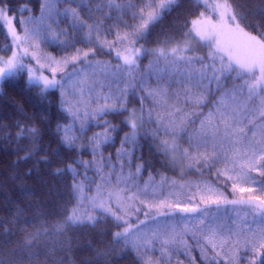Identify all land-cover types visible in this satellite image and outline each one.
Returning <instances> with one entry per match:
<instances>
[{"label":"snow or ice","instance_id":"obj_1","mask_svg":"<svg viewBox=\"0 0 264 264\" xmlns=\"http://www.w3.org/2000/svg\"><path fill=\"white\" fill-rule=\"evenodd\" d=\"M199 2L211 15L201 12L199 17L190 22L191 28L185 34L186 38L183 41L171 47L157 48L156 53L165 58L171 55L175 60L186 61L188 64L199 62L201 67L196 69L197 82L203 83L206 80L207 84L204 87L214 83L217 89L225 88V82L229 79L238 80L240 83L234 84L232 89L221 97L215 112L210 111L200 121L197 135L189 137V147L194 149L192 152L189 148H182L177 144L174 136L171 139L167 138L175 129L183 126L187 114L177 121L176 113L181 109L174 106H169L173 110L167 113L169 119L166 121L163 115L157 114V121L162 125L165 136L160 139L157 147L173 161L183 157L189 162V167L200 165L202 168H215L218 179L230 186V193L226 194L221 188L203 182L202 185L195 186L196 193L189 195L188 202L181 205L178 192L168 194V197L176 196L175 200L157 196L167 179L164 176H161L160 181L151 189L150 180L143 187L137 186L136 191L133 192L129 181L135 186L134 174L130 172L127 176L122 175L124 159H120L121 173L117 174L115 184L111 183V171L104 173L101 176L102 182L95 183L94 188L86 185L83 180L73 179L70 185L72 202L64 208L62 219L55 226L57 232H63L69 226L96 227L107 215L117 222H123V230L113 234L114 240L121 246V251L128 248L134 250L140 264H160L159 259H153L150 255L155 247L154 240L159 239L161 254L164 255L168 251L166 245L176 243L178 235L189 232L193 237L198 236L199 240L203 241L200 248L207 264H240L241 250L254 256L248 264H255L256 260L264 264V31H261L259 25L242 23L247 20V16L238 10L239 5L233 0H211V2L199 0ZM179 5L180 0H142V5L129 2L127 7L136 9L133 16L134 18L138 16L140 23L131 31L123 33L115 31L114 39L111 41L107 39L103 21L88 23L80 16L79 6L65 8L64 14L72 19L74 30L83 31L89 42L95 39L101 47L116 50V56L122 61L116 67L124 69L125 75L132 79L133 70L138 67V57L141 54V48L137 47L138 40L144 37L150 24L160 21L166 13ZM107 7L110 10L115 8L118 12L123 11V5L118 0H107ZM54 8L55 5L50 0H45L42 11L47 10V17L42 15L39 18L28 17L19 20L23 26L21 35L14 24L16 17H10L7 14L8 10L0 7V28L6 26L11 44L15 48L10 56L6 58L0 56V83L26 70L29 84L38 87L42 97L49 89L58 88L63 97V110L73 118V124L57 125L59 138L68 147L78 146L79 136L73 131V125L77 121H80L79 127L83 130L86 117L96 118L109 111L127 110L129 115L126 122L132 131L126 133L125 139L121 141L118 157L130 161L132 150L138 143L137 130L144 124L143 107L139 114L136 109H127L128 86L120 88L118 73L110 71L107 65L100 66V62L94 64L89 59V55L95 53L94 48L88 51L76 49L74 54L61 59L49 54H41V40L48 33L55 35L52 32V24L56 22L53 16ZM100 9L101 5L98 4L97 11ZM257 14L264 15V8L259 9ZM213 15L216 19L212 18ZM105 17L110 18V12L105 13ZM29 24L32 26L29 27ZM114 27L110 26L108 31L111 32ZM249 27H255L257 34L249 31ZM194 39L207 47L205 56L187 55L192 50L191 41ZM25 57L34 60L38 67L25 63ZM69 64L74 65L71 72L67 71ZM77 64L81 66L75 67ZM84 65L88 66L87 69L83 67ZM44 69L50 72L51 78L44 74ZM89 70L91 75L100 73L117 81L115 89L112 84L107 86L111 96H102L103 103L98 102L91 113L87 110V106L92 101L84 99L85 85L89 97L95 91L94 84L89 82ZM58 73L63 74L59 79H57ZM185 74L189 79L192 78L191 72ZM103 87L101 85V90ZM238 92L246 93L249 102L253 99L258 101L256 115H248L245 112L247 104L238 106L228 103L225 99L228 97L235 101ZM166 93L167 89L163 90V94L156 90H148V96L159 97L157 102L163 104H167ZM200 102V97L194 101L197 104ZM151 115L149 111V118ZM17 127L19 128L17 138L26 137L30 142L23 149L25 155L21 159H29L40 147L41 130L35 124L27 125L22 121L17 122ZM153 135L159 136V130ZM110 138L108 129H105L104 133L94 134L91 139L93 150H98L100 145ZM224 145L229 147L225 148ZM41 160L48 162V157L43 156ZM82 163L87 165L88 162L82 161ZM142 167L143 165L139 164L136 166V174H139ZM67 170L75 175L76 169L73 165H68ZM97 170H103L102 161ZM64 172L65 169H54V174L58 176L63 175ZM121 184L124 186L122 187ZM183 187L184 185H181V188ZM150 194L151 200L148 199ZM197 196L198 201L193 204ZM136 201L147 208L144 212L145 217L153 220L158 217L175 216L177 211L191 215L180 221L181 233L176 231V223H165L163 235L159 227L150 233L134 232L133 229H139V225L131 224L126 217L132 214L129 209L140 211L135 207ZM228 205L233 206V211L238 217L241 211L247 210L243 219L246 220L251 215L256 227L249 226L247 232L240 227L233 230L220 223L217 216L210 217L207 211L212 206L219 210ZM197 213L199 215H195ZM139 223L144 224L145 221L141 220ZM26 242L31 244L32 240L27 239Z\"/></svg>","mask_w":264,"mask_h":264},{"label":"trees","instance_id":"obj_2","mask_svg":"<svg viewBox=\"0 0 264 264\" xmlns=\"http://www.w3.org/2000/svg\"><path fill=\"white\" fill-rule=\"evenodd\" d=\"M50 2L55 5L53 16L56 22L52 24V32L55 35L48 33L41 40V53L61 59L74 54L76 49L88 51L94 48L95 53L90 54L89 59L94 64L100 62V66L107 65L108 62L109 70L116 72L115 68L119 65L116 61L120 59L112 58L115 50L101 47L95 39L89 42L83 31L74 30L72 19L64 14V9L79 6L80 16L90 24L102 20L107 39L111 41L114 39L115 31L121 33L131 31L140 23L139 17L133 16L136 9L128 8L127 5L129 2L142 5V0H118L123 5L122 12H118L115 8L110 10L107 7V0H50ZM233 2L239 5L238 10L247 16V20L242 23L259 25L261 31H264V15L257 14L259 9L264 8V0H233ZM44 3L45 0H0V7H5L10 17H16L14 24L21 34L23 26L19 20L28 17L39 18L42 15L47 17V10L42 11ZM98 4L101 5L99 11H97ZM109 12L110 18H106L105 13ZM201 12L211 15L199 0H180L179 7L166 13L160 21L150 24L144 37L138 40L137 47L141 48V54L138 57V67L133 70L134 78H128L124 69L117 68L119 76L130 81V87L127 89V109H136L138 114L142 107L144 110V124L137 130L138 143L132 150L131 160L127 159L123 163L125 169L123 174L131 172L137 175L140 181L145 182L164 176L167 180L183 185L186 181L198 179L197 172L199 175L203 173L199 169L195 173L190 171L182 176L186 171L184 167L189 162L183 157H178L182 163L175 165L169 156L158 149L160 139L165 136L162 125L157 121V114L163 115L165 121L168 120L167 113L173 110L169 106L181 109L176 113L177 121L187 114L183 126L175 129L167 138L171 139L174 136L177 144L182 148H189L192 152L194 149L189 147V137L197 135L200 121L210 111L215 112L221 97L240 81L229 79L225 82L226 87L221 89H217L214 83L203 87L207 84L206 80L203 83L197 82L196 69L201 67L199 62L188 64L186 61L175 60L171 55L163 60L155 51L157 48L171 47L183 41L186 38L185 34L191 28L190 22L199 17ZM212 18L216 19L214 15ZM126 25L128 27H125ZM110 26H115L111 32L108 31ZM248 30L257 34L255 27H249ZM11 49H14L11 37L4 26L0 28V56L5 58L10 56ZM207 51V47H202L200 51L190 52L187 55L205 56ZM168 61H173L176 65L171 67L175 68V71L160 66ZM157 63L159 66L156 65ZM75 66L79 68L81 65ZM83 67L87 69L88 66ZM154 68L162 72L158 74ZM70 69L69 67L67 70ZM189 69L192 73L191 79L183 72ZM94 76L89 70V82H93L95 91L89 97L86 89L84 99L92 101L87 107L96 108L98 102L103 103L102 96L109 92L107 86L112 84L115 89L117 81L104 79L103 82H96ZM194 82L199 85L194 87ZM118 83L120 88L125 87L122 79L118 80ZM101 85L104 86L103 90ZM187 87L191 91L184 90ZM164 89H167V104L158 103L159 97L154 98L147 94L148 90H156L163 94ZM197 97L201 98L199 104L194 103ZM225 99L228 103L238 106L247 104L245 112L248 115H252L250 111L256 112L255 106L258 101L256 99L247 101L246 93L238 92L235 101L228 97ZM62 100L58 88L49 89L42 97L39 88L29 84L26 72L18 73L0 85V262L2 264H140L134 250L128 248L121 251V246L114 240L113 234L122 231L124 225L122 221L117 222L111 216L105 215L96 227L69 226L63 232L56 231L55 226L62 219L64 208L72 202L70 185L73 179L83 180L86 185L92 187L95 183H100L99 174L96 173L97 165L99 167L102 161L103 170L107 171V164H113L117 160L125 134L132 131L126 122L129 115L127 110L109 111L87 122L84 121L85 127L79 131V134L74 132L81 136L77 141L78 146H65L59 138L57 125L73 124V118L63 110ZM152 110L154 112H151L149 118L148 113ZM20 121L27 125L35 124L41 130L40 147L29 159H21L25 155L23 149L30 142L26 137L17 138L19 131L17 122ZM107 124L114 127L109 130L111 138L94 151L91 139L94 134L104 133L105 129H110L111 126ZM157 130L160 135L154 136L153 133ZM43 156L48 157V162L41 160ZM82 161L88 162L87 165ZM138 164L143 167L139 174H136ZM68 165L74 166L75 175L67 170ZM56 168L65 169L64 174L55 175ZM127 219L133 225H140L139 222L144 220L145 223L136 231L145 233L144 227L152 221L146 218L143 212L137 215L131 214ZM45 228L48 230L44 231ZM27 239H31L32 243L28 244ZM241 253L246 256L249 254L243 250ZM150 255L153 259H159L160 264H207L201 251L192 247H189L187 254L173 253L169 260L165 259V254L162 255L157 248H153ZM241 258L243 259L242 256Z\"/></svg>","mask_w":264,"mask_h":264},{"label":"rangeland","instance_id":"obj_3","mask_svg":"<svg viewBox=\"0 0 264 264\" xmlns=\"http://www.w3.org/2000/svg\"><path fill=\"white\" fill-rule=\"evenodd\" d=\"M18 31V30H17ZM23 33H21L22 35ZM202 47H206L203 43L201 42H198V40H192L191 41V51H189L188 53L190 52H194V51H200ZM14 48V47H13ZM15 50L14 49H11V52ZM122 50V49H120ZM116 50L114 51L113 53V56L112 58H114V60H116L118 57L116 56L115 54ZM43 55V53H41ZM11 55V54H10ZM119 59V58H118ZM163 60H165L166 58L165 57H162ZM117 64H121V60L120 61H116ZM160 62V61H159ZM25 63L27 64H30L31 66L33 67H38L36 64H35V61L32 60L30 57H25ZM110 63L107 62V65H109ZM155 64V63H154ZM157 66H159V64L157 63L156 64ZM160 66H165L170 68L171 71H175L176 69L175 68H171V67H175L176 65L173 63V61H168L165 65H160ZM71 68L68 72H71L73 67L74 66H71V65H68V68ZM77 67V66H75ZM116 69V73H117V68ZM135 70V69H134ZM154 70L160 74L162 71L161 70H158L156 68H154ZM44 74L45 75H48L49 73V77L51 78V74L50 72L47 70V69H44ZM23 72H26V70H24ZM184 73L186 72H191V69L189 70H183ZM59 74H62V73H58L57 76H59V78H61V76ZM63 75V74H62ZM93 76V75H92ZM135 76V75H133ZM96 77V82H103L104 79H107L109 81L113 80L112 78H108L107 76L103 75V74H100V73H97L95 74ZM57 77V79H59ZM152 78V77H151ZM123 80V86H128L127 89L130 87V81H128V79H124L122 76H119V81L120 80ZM150 79V78H149ZM90 83H93L92 81H90ZM1 85V83H0ZM199 85L197 82H194V87ZM147 87V86H145ZM144 87V88H145ZM204 87V85H203ZM86 89H87V85H85V92H86ZM184 90H187V91H191V89L189 87H187V89H184ZM163 91V90H162ZM147 94H148V91H147ZM104 96H111V93L108 92L106 95ZM257 107V105L255 106ZM254 107V108H255ZM95 109V107H87V110L91 113L93 110ZM151 112H154L153 110ZM250 113L254 116L256 115V112L253 113V111H250ZM208 114V113H207ZM207 114L205 115V117L207 116ZM204 117V118H205ZM89 119H91L90 117H86L84 118V121H88ZM73 123V122H72ZM257 123H259V121H257ZM80 121H77L74 125H73V131L76 133V134H79V131H80ZM107 125H110V129L109 130H112L114 127L111 125V124H107ZM77 130V131H76ZM79 138H81V136L79 135ZM225 148H228L229 146L228 145H224ZM120 159H124V163L127 161L126 158H123V157H118L117 156V160L115 163L113 164H107V171H96V173L99 174V179L98 181L101 183V176L104 174V173H107L109 171H111L112 173V176H111V183L112 184H115L116 183V176L117 174H120L121 173V165H120ZM172 160V159H171ZM172 162L175 164V165H181L182 163V160L180 158H177L175 161L172 160ZM114 166V167H113ZM100 167V166H99ZM217 167H220V165H217ZM103 168H104V165H103ZM186 171L182 173V176H185L188 172L190 171H193L194 173L197 172L199 169H201L203 171V173H201L199 175V173L197 172L196 174H198V179L196 180H193L191 179V181H186L183 188H181V185L180 183L178 182H175L173 183V181H170V180H167L165 181V184L164 186L160 189V191L157 193V196L159 198H164V197H168V194L169 192H178L180 193V196L178 197L179 201L181 202V205H183L184 203H187L188 202V197L189 195L191 194H195L196 193V185L197 184H203V182H207L211 185H214L218 188H221L223 191H225L226 194L230 193V186H227L225 185L224 183H222L218 177H217V174H216V170L215 168H202L201 166L199 165H196L195 167H189V163L186 165ZM97 169H98V165H97ZM125 171V169H123ZM122 175L123 176H127L128 174H123L122 172ZM133 180L135 182V186H132V181H129V186H131V190L133 191V189H135L134 191H136V187H143L145 183H148L151 179H149V181H140L139 177L137 175H134L133 176ZM160 181V178L159 179H156V180H151V183L149 184V188L151 189V187L155 184H157L158 182ZM144 183V184H143ZM121 186L123 187L124 185L121 184ZM94 188V187H93ZM141 198H144V197H141ZM170 199H177L176 196H172V197H168ZM229 198L231 199V195H229ZM149 200L152 199V196L151 194L149 195L148 197ZM198 201V196H197V200L196 201H193L192 203L195 204L196 202ZM135 207L136 208H139L140 211H135L134 209H129L130 213H132V215H137V214H140V212H144L147 211V208L144 206V205H141L139 204L138 201L135 202ZM155 211V210H153ZM207 211L209 212L210 214V217L212 215H215L219 218V222L222 223V224H225L227 225L228 227L232 228L233 230H235L237 227H240V228H243L245 232H247L248 230V227L251 226V227H256V225L253 223L252 221V217L251 215L248 216V218L246 220L243 219L244 217V213L247 211V210H243L241 211L240 213V216L238 217L237 216V213L235 211H233V206L231 205H228L227 207L224 206V207H221L219 210H216L215 206H212L211 208L207 209ZM191 214H185V213H181L179 211L176 212L175 216H166V217H158L156 220H153L149 223L146 224V226L144 227L146 229V233H150L152 230L156 229V228H160L161 229V234L163 235V225L165 223H176L177 224V228H176V231L178 233H181L182 232V229L181 227L179 226V223L180 221H182L186 216H190ZM195 215H199V213L195 214ZM127 218V217H126ZM141 225V224H140ZM139 225V226H140ZM142 226V225H141ZM133 231H136V228L133 229ZM138 231V230H137ZM136 231V232H137ZM177 242L174 243V244H169V245H166L165 247L167 248V253L165 254V259L169 260L172 258V254L173 253H184V254H187L189 253V247H192V248H195V249H198L199 251H201V248H200V245L203 243L202 240H199V237H193L192 233H182V235H178L177 236ZM241 239H243V237H241ZM183 241V243L181 242ZM155 244V247L154 248H157L160 252H161V244H160V241L159 239H156L153 241V244ZM202 254V253H201ZM248 254V253H247ZM241 256L243 257V259L241 258L240 259V264H248V261L251 260V259H254V256L249 253L247 256L246 255H243V253H241ZM255 264H261V261L260 260H256Z\"/></svg>","mask_w":264,"mask_h":264}]
</instances>
